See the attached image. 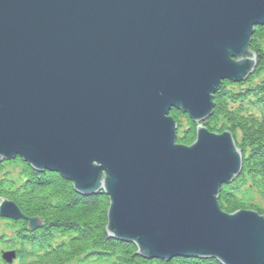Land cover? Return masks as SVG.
<instances>
[{"label":"water","instance_id":"1","mask_svg":"<svg viewBox=\"0 0 264 264\" xmlns=\"http://www.w3.org/2000/svg\"><path fill=\"white\" fill-rule=\"evenodd\" d=\"M256 27L264 0H0V165L103 192L110 237L146 259L264 264V215L219 202L243 170L233 134L181 145L170 116L205 123L255 74ZM0 219L42 226L5 199Z\"/></svg>","mask_w":264,"mask_h":264},{"label":"trees","instance_id":"2","mask_svg":"<svg viewBox=\"0 0 264 264\" xmlns=\"http://www.w3.org/2000/svg\"><path fill=\"white\" fill-rule=\"evenodd\" d=\"M263 42L264 27H256L250 46L256 53V74L241 84L223 82L221 90L214 95L213 114L203 124H208L211 133L230 131L243 155L241 176L235 184L221 189L219 202L228 214L253 210L264 215L259 205L248 201L256 195L264 203V79L255 83L264 75ZM170 116L178 124V143L193 145L199 125L175 109ZM9 164L21 165L22 173L17 181H0V201L10 200L27 218L45 222L41 230L29 235L27 222L14 224L18 231L14 244L20 243V248H37L32 252L26 249L17 252L19 264H72L85 256L86 262L95 260L98 264H221L204 259L179 258L166 262L141 257L135 245L110 237L107 229L110 201L103 192L82 196L60 175L39 173L20 158L0 166V174ZM58 237L60 243L52 246ZM3 240L0 238V244Z\"/></svg>","mask_w":264,"mask_h":264},{"label":"rangeland","instance_id":"3","mask_svg":"<svg viewBox=\"0 0 264 264\" xmlns=\"http://www.w3.org/2000/svg\"><path fill=\"white\" fill-rule=\"evenodd\" d=\"M261 46H262V49L264 50V42L261 43ZM249 50L252 52V54H253L252 56L256 55V53H254L250 48H249ZM254 59H255V56H254ZM256 61H257V58H256ZM255 74H256V71H255ZM262 79H264V75H261L259 77V79L255 81V83L261 82ZM234 85H236V84H234ZM241 89H245V88H241ZM235 91L236 92H239V90L237 88H236ZM241 155H242V152H241ZM4 163H6V162H4ZM4 163H2L0 166H2ZM7 163H10V162H7ZM242 172H243V170H242ZM20 173H22V166L21 165H14V166H11V164L5 165L3 167V169H2V173L0 174V181L1 180H4V179H9L10 181H17L19 179V177H20ZM237 180H235V182L233 184H235ZM233 184H231V185H233ZM18 185H19V183H18ZM231 185H228V187L231 186ZM248 201L259 205L260 208L262 210H264V203L260 200V198L258 196L254 195L252 197H249L248 198ZM1 202L2 201H0V205H1ZM232 214H234V213H232ZM28 219L31 220V219H35V218H28ZM38 219H40V218H38ZM40 220H41L42 226H40L37 229L31 230L30 229V224H29L30 222L29 221H26V220L12 221V220H7V219H0V238L1 239H4L3 240V244H0V264H9V263H7L5 261V258H4V255L9 254V253H11V254L13 253L15 255V257H16L15 260H14V262L12 264H19V262H17V260H18V258H17V252L21 251V249L22 250L23 249H26L28 252H32L33 250H36L37 249L35 247L34 248H31L29 246H27L26 248H23L24 246H21V248H20L19 247L20 246V243L19 244H14V239L17 238V233L16 232H18L17 231V227L14 224L15 223H19L21 221L27 222L28 223L27 235H29V234L36 233L37 231L41 230L45 226V222L42 219H40ZM115 240H117V239H115ZM122 242H124V241H122ZM58 243H60L59 237L56 238L51 245L52 246L58 245ZM85 259H87V256H85L84 258H81V259H79L77 261H74L72 264H98L97 262H95V260H91L90 262H86ZM183 259H185V258H183ZM149 260H153V259H149ZM172 260H174V259H172ZM172 260H169V261L164 260V261L171 262Z\"/></svg>","mask_w":264,"mask_h":264},{"label":"bare ground","instance_id":"4","mask_svg":"<svg viewBox=\"0 0 264 264\" xmlns=\"http://www.w3.org/2000/svg\"><path fill=\"white\" fill-rule=\"evenodd\" d=\"M196 124H198V125L200 126L201 124L203 125L204 123H196ZM207 125H208V124H207ZM199 126H198V127H199ZM3 200H4V199H3ZM3 200H1V201H3ZM5 200H7V199H5Z\"/></svg>","mask_w":264,"mask_h":264}]
</instances>
